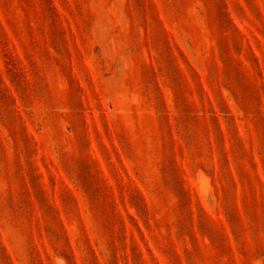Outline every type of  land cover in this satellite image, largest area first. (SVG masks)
Listing matches in <instances>:
<instances>
[{"label":"rangeland","instance_id":"1","mask_svg":"<svg viewBox=\"0 0 264 264\" xmlns=\"http://www.w3.org/2000/svg\"><path fill=\"white\" fill-rule=\"evenodd\" d=\"M0 264H264V0H0Z\"/></svg>","mask_w":264,"mask_h":264}]
</instances>
